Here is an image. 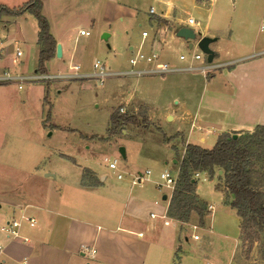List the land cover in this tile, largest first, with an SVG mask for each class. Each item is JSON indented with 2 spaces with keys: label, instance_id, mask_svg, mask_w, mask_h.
<instances>
[{
  "label": "crops",
  "instance_id": "crops-1",
  "mask_svg": "<svg viewBox=\"0 0 264 264\" xmlns=\"http://www.w3.org/2000/svg\"><path fill=\"white\" fill-rule=\"evenodd\" d=\"M135 1L41 0L42 13L48 19L50 32L56 43H60L62 50V56L52 57L45 63V67L47 63L57 59L66 68L63 74L73 72L75 66L78 71L88 73L81 69L84 63L83 53L78 49L77 42L90 33L81 35L79 30L86 28L84 30L89 32L90 27H101L106 23L122 21L124 17H134L137 11ZM13 2L15 0L4 4L18 7L25 3L15 6L12 5L15 4ZM172 4L171 0L162 2L158 13L153 6L149 7V22L153 29L151 33L142 30L147 32L142 37L147 41L144 52L154 51L160 59L172 66L184 68L177 71H193L192 74L200 75L201 80L198 81L200 92L194 91L193 99L191 94L195 85L192 82L184 83V94H178V100H175L178 108H169V120L179 121L181 125L188 124V136L194 130H200L199 133L202 134L214 132L217 137L222 133L238 135L253 131L256 125H264V20L256 25L252 22L253 16L264 19V8L248 11L247 6L245 10L241 9L240 18H235L233 23L229 22L227 27L218 25L211 28L206 24L202 33H196L197 40L202 36L215 38L209 44L214 51L209 63L219 65L214 70L201 72L198 69H185L188 65L201 66V60L192 57V53L197 51L194 44L196 39L192 40V47L189 48L190 41L177 35V30L182 26L173 15ZM28 14L2 16L0 21H4L3 26L7 29L9 25H20L18 23ZM75 19L78 23L70 24L69 21ZM186 19L183 20L185 24ZM195 21L197 23L192 27H200V22ZM15 31L20 33V28ZM36 40L37 30L36 37L30 39V43L25 46V59L31 55L35 63L38 54ZM14 41L19 44L17 40ZM178 47L180 53L176 56L173 51ZM184 48L191 50L190 56L183 52ZM130 49L133 47L130 46ZM17 50L21 54L16 53V60L23 54L19 46H16L15 51ZM206 62L208 63L207 60ZM21 63V67L25 68V62L22 60ZM137 65H131L130 69L149 67L144 61ZM10 67L13 69L10 64L0 63V74H38L35 69L30 74H24L10 70ZM130 69L113 71L119 73L108 76L150 74L128 73ZM102 79L99 80L102 82ZM40 82H46L47 85ZM25 83L32 84L24 86ZM49 89L47 80H25L21 84L16 80L0 82V264H198L205 254L203 246L198 243L200 235L193 231L187 236L182 229L185 224H195L199 219L198 214L192 212L187 222L171 217L168 207L172 193L165 188H157L163 193L160 202L159 197L151 190L155 188L145 185L146 182H151L150 177L141 185H134L131 184V176L137 171L127 172V179L119 170L121 177H117V172L116 181L112 182L107 180L106 175L98 174L96 169L77 163L74 156L64 153L61 156L66 157L67 164L54 163L53 167V153L47 147L27 145V109L35 103L38 114L43 116L44 110H49L50 114ZM139 101L142 103V100ZM148 118H151L150 115ZM203 140L204 138H199L200 142H184L181 157L185 144L203 147ZM174 163L177 164L178 171V160ZM86 170L92 173L89 178L85 177ZM216 171L219 175L222 174L219 170ZM202 173L208 174L206 171L193 173L197 195L196 183ZM220 180V203L235 212L238 227L239 239L235 237L230 260L236 259L235 264H253L256 261L264 264L262 257L255 261L240 256V217L225 202L224 180ZM147 194H150L149 198ZM198 198L203 202L199 195ZM206 208L209 214L205 215L204 224L198 225V228L214 234L212 228L218 217L216 206L206 203ZM150 213L155 216L151 217ZM21 215L33 218L34 224L31 225ZM163 216L170 219L168 224H164ZM13 218L20 222L15 236L8 235L4 229L7 221ZM194 234L199 238L194 239ZM191 240L194 241L193 251L184 252L183 245L192 243ZM82 246L92 248L93 255L82 251ZM251 254L254 255L253 250Z\"/></svg>",
  "mask_w": 264,
  "mask_h": 264
},
{
  "label": "rangeland",
  "instance_id": "rangeland-1",
  "mask_svg": "<svg viewBox=\"0 0 264 264\" xmlns=\"http://www.w3.org/2000/svg\"><path fill=\"white\" fill-rule=\"evenodd\" d=\"M25 1L15 0L13 2L15 4L12 5L18 6ZM164 1L166 0H136L137 11L134 17H124L122 21L106 23L101 27L98 25L90 27V35L81 37L77 42L78 49L83 53L84 63L81 69L87 72L92 71L94 60L104 63L108 71L130 69L129 57L138 49L142 51L147 49V41L142 39L141 33L142 30L151 33L153 29L149 22L151 15L148 13V9L153 6L158 13L159 7ZM171 1L173 2L172 12L178 24L187 27L183 20L190 16L200 22V27H189L196 33H202L206 24L211 28L218 25L227 27L229 22L233 23L235 18H240L241 9L245 10L247 6L248 11L264 8V0ZM232 1H234L233 4ZM1 2L6 5L4 3L11 2V0H0ZM248 3L249 5H247ZM263 20L261 16L252 17V22L255 25ZM69 22L74 25V23H78V20ZM3 24L4 21H0V63L10 64L17 73L30 74L34 72L37 63L31 55L25 59L27 57L25 46L30 43V39L36 37L35 18L28 14L18 23L20 25H9L7 29ZM16 28H20V33L15 31ZM103 32L110 33L111 36L107 40H102L101 33ZM14 40H17L19 44ZM16 46H19L23 51L17 60L15 59ZM130 46L133 49H130ZM183 52L189 56L191 54V50L185 48ZM173 53L178 56L179 47ZM22 60L25 62V68L21 67ZM138 66L139 64L136 67ZM64 68L65 66L57 59L46 64V71L49 74H63L64 71L66 72V68L65 70ZM192 73L193 71H176L166 75H113L102 79V82L99 78L47 80L50 87L48 94V101L51 105L50 114L48 116L46 110H44L43 116L38 114L35 103L27 109L26 143L28 146L47 147V150L49 149L53 153L51 158L53 167H55L54 163L67 164L66 157L61 156V153H64L74 156L77 163L96 169L100 175H106L107 180L112 182L116 181V173L119 170L128 179L127 172L149 169L151 182H146L145 185L155 188V190H151L162 202L163 193L155 187V182L160 181V173L164 169H169L171 173L177 171V164L173 162V159L177 158L179 164L184 142L196 143L200 142L199 138H204L201 143L203 147L211 148L217 140L216 133L202 134L199 133L200 130H194L188 136V124L181 125L179 121L169 120L167 116L171 106L178 108L175 100H178V94L180 96L184 94V83L192 82L195 85L191 94L192 99L195 98L194 91L200 92L198 81L201 80V77L200 75L194 76ZM28 84L32 83H25L24 86ZM40 84H46V82H40ZM139 100H142V103ZM113 110L127 114H136L146 110L147 115L151 117L148 118L150 123L148 126H143V124L128 125L108 137L110 116ZM45 119L47 120L45 121ZM43 123L46 125L43 126ZM120 148L124 150V157L119 152ZM113 158L118 160L115 170L108 168V162ZM262 159L257 165L259 174L254 182L264 198V154ZM91 175V171L86 170L85 177L89 178ZM218 175L216 170L212 176L202 173L196 183V191L203 202L216 206L218 217L214 228H212L214 234L205 232L203 228H198L199 219L195 223L197 230L192 227L191 223L185 224L182 228L183 233H186L187 236H190L193 231L200 235L201 239L198 243L203 246L205 254L198 264H227L228 261L229 264L236 263V259L230 260L235 237L239 239L236 214L220 203L219 189L222 177ZM149 197L150 194H147V198ZM225 202H230L226 189ZM252 227L257 230L259 238L248 250V243L241 233L240 254L242 255L240 256L256 261L257 258L261 260L264 252V226L253 224ZM191 242L183 245L184 252L193 251L194 241L191 240ZM252 250L254 255L251 254ZM256 262L253 264H258Z\"/></svg>",
  "mask_w": 264,
  "mask_h": 264
},
{
  "label": "trees",
  "instance_id": "trees-1",
  "mask_svg": "<svg viewBox=\"0 0 264 264\" xmlns=\"http://www.w3.org/2000/svg\"><path fill=\"white\" fill-rule=\"evenodd\" d=\"M24 13L31 14L37 23L38 47L35 72L46 74L45 63L55 56L56 41L50 32L48 19L42 13L41 0H28L18 7L0 4L2 16L17 17ZM49 115V110L47 112ZM150 123L146 110L132 114L113 110L110 116L108 137L128 125ZM264 154V125H256L251 132H243L233 137L230 133L218 135L211 148L187 143L179 161V170L175 188L172 192L168 214L180 221L187 222L192 212L199 216L200 225L204 224L205 215L209 214L206 203L195 194V171H206L210 176L220 170L225 189L230 199L229 205L240 217V231L248 243V250L259 238L252 225L264 226V198L254 182L259 174L257 167ZM264 259V252L262 253Z\"/></svg>",
  "mask_w": 264,
  "mask_h": 264
},
{
  "label": "built area",
  "instance_id": "built-area-1",
  "mask_svg": "<svg viewBox=\"0 0 264 264\" xmlns=\"http://www.w3.org/2000/svg\"><path fill=\"white\" fill-rule=\"evenodd\" d=\"M151 8V12H152ZM197 22L192 18V17H187L186 19V26L187 27H192L194 24H196ZM264 27V23L262 25ZM193 31L195 32V30L193 29ZM89 32L81 29L79 30V34L83 35H87ZM196 33V32H195ZM142 37H145L147 35L146 31H142ZM197 51L192 53V57L195 60H201V66H194V65H188L187 67H185V69H189V70H194V69H198L201 72H208L211 70L216 69L217 67H219V65H214L211 63H207L205 60V54L198 48L197 46V39L194 42ZM17 55H20L21 52L19 50H17ZM184 56H181V58H183ZM140 61H144L145 63L149 64V67L144 68V69H135L132 68L129 71H127L128 73H150V74H167L170 72H174L177 71L179 69H184V68H178L175 66H172L169 62L160 59L159 55L154 52V51H150V52H144L141 49L136 50V52L129 58V63L134 67L135 65H137L138 62ZM93 70L91 72L85 73V72H81L78 71V67L75 66L73 67L74 71L73 72H68L65 74H56V75H49V74H34V75H30V76H12L11 74L8 73H2L0 74V82H4V81H11V80H16L18 81L20 84L22 82H24L25 80H52L55 78H90V77H94V78H99L102 79L110 74H118L119 72H113V71H108L106 69V66L104 63H102L99 60H96L93 63ZM122 73V72H120ZM19 87H21V85H19ZM121 110H123L121 108ZM117 165H118V160L117 158H113V160L108 162V167L111 169H117ZM177 176H178V171H176L175 173H171V171L169 169H165L160 173V181L156 182L157 188L161 189V188H165L166 190H168L170 193L173 192L175 185H176V181H177ZM117 177H121V173L118 172L117 173ZM150 177V170L146 169L144 172L141 171H137L134 174H132L131 176V184L134 185H141L145 180H149ZM210 209H213V207L211 205H209ZM151 217H154L155 214L154 213H150ZM21 217L27 219L29 221V223L31 225L34 224V219L26 216V215H21ZM164 218V224H168L169 223V218L166 216H163ZM19 220L17 218H13L7 221V223L5 224V230L7 232L8 235H16L17 234V227L19 226ZM192 227L194 229L197 228V226L195 224L192 225ZM192 237L194 239H198L199 236L197 234L192 235ZM81 250L84 252H87L90 256L93 255L94 250L92 248H88L87 246H82Z\"/></svg>",
  "mask_w": 264,
  "mask_h": 264
},
{
  "label": "water",
  "instance_id": "water-1",
  "mask_svg": "<svg viewBox=\"0 0 264 264\" xmlns=\"http://www.w3.org/2000/svg\"><path fill=\"white\" fill-rule=\"evenodd\" d=\"M109 33L103 32L101 34V39L102 40H107L109 38ZM177 35L179 37L184 38L185 40H189V48L192 47V40L196 39V33L193 31V29L189 27L182 26L177 30ZM215 38H211L208 36H202L197 40V46L198 48L205 54L206 60L208 62H211L214 56V51L209 47V44L214 40ZM55 56L60 58L62 56V50H61V45L60 43H56V51H55ZM233 137L237 136V134H232ZM120 154L124 157V150L123 148H120L119 150ZM174 162L177 160L174 159ZM219 173L221 171L219 170ZM163 198H166L165 195H163Z\"/></svg>",
  "mask_w": 264,
  "mask_h": 264
}]
</instances>
